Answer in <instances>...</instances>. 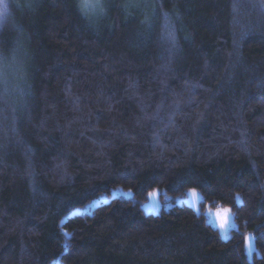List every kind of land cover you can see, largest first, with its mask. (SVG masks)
<instances>
[{"label": "trees", "instance_id": "trees-1", "mask_svg": "<svg viewBox=\"0 0 264 264\" xmlns=\"http://www.w3.org/2000/svg\"><path fill=\"white\" fill-rule=\"evenodd\" d=\"M0 13V264H264V0ZM155 187L171 205L144 213ZM189 188L231 210L227 238Z\"/></svg>", "mask_w": 264, "mask_h": 264}, {"label": "rangeland", "instance_id": "rangeland-1", "mask_svg": "<svg viewBox=\"0 0 264 264\" xmlns=\"http://www.w3.org/2000/svg\"><path fill=\"white\" fill-rule=\"evenodd\" d=\"M195 193V195H193ZM159 189L152 188L148 191L146 198L140 202V207L144 213H157L161 207L167 208L171 205V202L165 200L163 203L159 199ZM132 192L128 187L115 186L109 189L108 192H104L97 197L92 198L81 206L74 207L68 211V214L74 212H90L93 207L102 202H107L111 197L123 196L131 197ZM166 197V196H165ZM176 203L184 202L190 205L196 212H203L206 220L218 229L219 235L222 238H227L230 234L229 230L234 227V222L232 219V214L224 215L223 209H229L227 206H219L216 208L203 207L200 208L198 201L200 200L199 190L196 188H189L185 196L176 197ZM239 201V198H237ZM258 255L255 250L253 235L248 232L244 236V252L247 259H251L253 252Z\"/></svg>", "mask_w": 264, "mask_h": 264}, {"label": "snow or ice", "instance_id": "snow-or-ice-1", "mask_svg": "<svg viewBox=\"0 0 264 264\" xmlns=\"http://www.w3.org/2000/svg\"><path fill=\"white\" fill-rule=\"evenodd\" d=\"M88 5H87V3L85 4V7H87ZM4 11L6 12L7 11V7L5 6V8H4ZM0 15H3V13H0ZM193 195H195V193H193ZM230 209H223V213H224V215L225 216H227L228 214H230Z\"/></svg>", "mask_w": 264, "mask_h": 264}]
</instances>
